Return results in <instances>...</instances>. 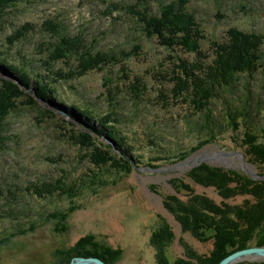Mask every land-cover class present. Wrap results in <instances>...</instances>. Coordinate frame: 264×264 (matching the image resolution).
<instances>
[{
	"label": "rangeland",
	"instance_id": "obj_1",
	"mask_svg": "<svg viewBox=\"0 0 264 264\" xmlns=\"http://www.w3.org/2000/svg\"><path fill=\"white\" fill-rule=\"evenodd\" d=\"M169 1L36 0L8 10L12 28L29 23L31 30L13 47L6 42L11 32L0 30V51H7L20 66L33 58V65H27L30 74L48 76L37 63L43 41L54 43L58 38L43 29L42 23L49 19L63 24L72 49L131 53L120 63L101 64L80 77L52 81L57 90L48 98L35 90L33 83L41 77H30L31 83L16 98L17 107L0 123V264H68L62 259L64 253L87 235L103 247L121 250L110 262L102 259L108 264H159L152 238L165 224L164 260L172 264L187 259L198 264L189 254L210 256L216 233L210 229L202 230V237L195 235L166 208L165 198L173 195L188 201L197 194L232 205L250 199L248 195L225 199L214 186L195 182L189 172L203 163L264 179V164L253 163L241 142L249 129L264 138V65L252 73H238L231 93L229 88H218L208 107L226 127L220 132L215 129V139L207 144L203 140L209 136L201 123L204 111H199L205 100L185 71L186 66L202 81V71H210L209 66L215 69L225 55L222 50L231 47L232 28L264 35V0H190L188 12L202 34L199 51L192 53L181 46L164 45L157 35H147L135 13L126 8L145 6L149 14H159L161 5ZM111 2L117 7L112 8ZM80 60L75 50L68 62L59 60L56 69L81 70L84 62ZM1 73V90L6 82L21 85L17 77L18 81ZM247 94L259 105L246 116L238 114L237 124L228 126V101L240 107ZM79 107L90 108L96 118L89 121ZM110 111L118 112L117 137L126 141L128 154L126 145L100 137L92 129L99 128L98 118ZM107 145L118 159L132 165L130 171L94 162L95 147ZM198 155L204 156L185 164ZM62 179L78 182L79 195H59ZM15 207L18 210L9 213ZM70 209L66 230L57 229V220L48 214ZM83 249L80 252L93 250L90 245ZM74 253L71 260L98 257ZM248 261L264 259L235 264Z\"/></svg>",
	"mask_w": 264,
	"mask_h": 264
},
{
	"label": "trees",
	"instance_id": "obj_2",
	"mask_svg": "<svg viewBox=\"0 0 264 264\" xmlns=\"http://www.w3.org/2000/svg\"><path fill=\"white\" fill-rule=\"evenodd\" d=\"M36 0H0V30L5 31L7 28L11 33L6 37V42L9 46H14L17 42L24 41L31 25L29 23H23L12 28V22L8 17V10L13 9L20 3H33ZM147 0H145L146 2ZM190 0H171L163 3L159 10V14H149L148 10L144 6L143 9L136 8L135 6H127L131 12L135 13L139 22L142 23L144 31L147 35H157L164 45L169 47L181 46L187 50V52H198L200 49L199 40L202 38V34L198 28V23L192 14H189L187 5ZM110 6L116 8L117 6L111 2ZM11 25V26H10ZM43 29L50 31L53 35L58 37L56 41L44 42L43 47L39 50L41 58L39 59V65H42L44 73H48L47 77L44 74L33 75L28 71V64L33 65L34 59L30 58L28 61H22L21 66L14 63L9 53L5 50L0 51V66H4L9 70H12L16 77L21 81V85L6 82L7 86L1 90L0 88V123L17 107L16 98L23 95V87L29 86L31 83L30 77L41 78L35 79L34 86L36 92L41 97L48 98L53 94H56L57 86H53L52 81L61 82L71 80L75 77L84 75L88 70L93 69L101 64L120 63L126 57L130 56L131 51L120 50L114 52L113 50L89 52L83 51L78 46L74 49L70 48V41L65 33L64 26L60 22L54 20H45L42 23ZM10 28V29H9ZM64 32V33H63ZM63 33V34H62ZM232 42L231 47L223 49L225 55L220 56V64L215 69L208 68L210 71H202L205 75L201 78L202 81H198L195 77V73L188 70L185 66V71H189L190 83L195 82L197 86V92L201 93L202 98L205 100L203 104H200L199 111H204V116L201 119L203 128L207 131L208 139H204L203 143L207 144L215 139V135L220 132L225 122L222 119L215 116L210 110L208 105L210 100L215 97L219 87L229 88V92L235 87L237 80V74L248 72H255L261 65H264V42L262 33L246 32L237 28H232L229 31ZM77 51L78 57L81 59V63L84 62L83 69L75 70L74 68L56 69V64L59 60L63 59L65 62L71 58L74 51ZM125 57V58H124ZM22 58L25 59L24 55ZM5 63V64H4ZM70 66V65H69ZM33 75V76H32ZM56 76V77H54ZM189 83V81H187ZM5 83V84H6ZM249 85V84H247ZM247 89H250L247 86ZM201 91V92H200ZM255 97L252 94H247L240 107H233L228 101V110L225 117H227V125L235 126L237 124L238 114L246 116L250 111L254 110V105L258 106L260 101L254 103ZM79 110L89 118H96L94 112L88 107H79ZM118 112L110 111L103 117H99V128L93 126L92 129L100 137L115 138L120 143L126 145L125 152L130 149L126 144V141L119 139L118 130L114 122L117 121L115 115ZM224 117V118H225ZM220 119V120H219ZM217 129V130H215ZM242 147H244L245 155L255 164H264V138L253 133L250 129L245 132L244 138L241 140ZM111 146L106 147L96 146L93 152L94 162L100 167L104 165H110L112 167L123 168L124 171H130L131 164L128 161L120 160L115 154L111 153ZM128 154V153H127ZM126 155V154H125ZM134 162V161H133ZM135 163V162H134ZM191 178L202 185L214 186L221 192V195L225 198H231L235 195H248L250 199H246L240 204H230L222 201L220 204L215 203L207 199L205 196L195 195L188 201H182L179 198L168 195L165 198V206L167 209L175 212L177 218H180L186 224L185 226L191 229L195 235L202 237V230H214L215 231V248L210 256L199 257L193 252L189 254L194 259L198 260V264H218L224 257L230 253L250 247L252 244L256 246H264V179H252L244 172L225 170L219 166H210L205 163L200 164L189 172ZM65 180V179H62ZM64 187L58 189L59 195L73 198L79 195L81 191V185L76 182H68L65 180L62 182ZM185 188L190 189L188 184H183ZM234 185V186H233ZM2 193V192H0ZM12 194V193H11ZM41 196V193H36ZM14 197V195H12ZM10 208V212L17 211L18 208ZM74 209V208H73ZM72 209V210H73ZM69 211L52 212L48 214L49 218L56 219L57 229L66 230L65 221L67 219ZM8 213V212H7ZM18 213V212H17ZM168 228L166 224L160 227V230L153 235L152 243L158 248L159 264H169L164 260V251L162 245L168 237ZM26 232V230L24 231ZM92 235L82 237L72 248L68 249L64 253L62 259L66 262L71 260L73 251L74 254L80 255H95L101 259L110 262L111 258L120 255L121 250H113L110 247H103L98 242L93 241ZM90 245L93 250L86 253V251L80 252L84 247ZM94 251V252H93ZM68 253V254H67ZM172 264H195L194 261L187 259H178ZM241 264H264V261L259 262H244Z\"/></svg>",
	"mask_w": 264,
	"mask_h": 264
},
{
	"label": "water",
	"instance_id": "obj_3",
	"mask_svg": "<svg viewBox=\"0 0 264 264\" xmlns=\"http://www.w3.org/2000/svg\"><path fill=\"white\" fill-rule=\"evenodd\" d=\"M3 68L4 70H7L6 67L0 66V73L3 72L1 73L2 76L18 81L15 74L9 71H4ZM256 176L261 178L259 175ZM252 258L264 259V246H252L234 251L233 253L229 254L224 259H222L218 264H233L240 260L252 259ZM70 264H108V263L104 262L98 257L76 256L71 260Z\"/></svg>",
	"mask_w": 264,
	"mask_h": 264
},
{
	"label": "bare ground",
	"instance_id": "obj_4",
	"mask_svg": "<svg viewBox=\"0 0 264 264\" xmlns=\"http://www.w3.org/2000/svg\"><path fill=\"white\" fill-rule=\"evenodd\" d=\"M204 155H198V156H196V157H194V158H191L189 161H187V163H185V164H193L194 162H196L198 159H200V158H202ZM102 260V259H101ZM233 264H235V263H233Z\"/></svg>",
	"mask_w": 264,
	"mask_h": 264
}]
</instances>
